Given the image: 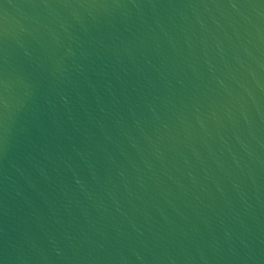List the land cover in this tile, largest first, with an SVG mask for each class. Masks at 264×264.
<instances>
[{
    "label": "water",
    "instance_id": "water-1",
    "mask_svg": "<svg viewBox=\"0 0 264 264\" xmlns=\"http://www.w3.org/2000/svg\"><path fill=\"white\" fill-rule=\"evenodd\" d=\"M0 264H264V0H0Z\"/></svg>",
    "mask_w": 264,
    "mask_h": 264
}]
</instances>
